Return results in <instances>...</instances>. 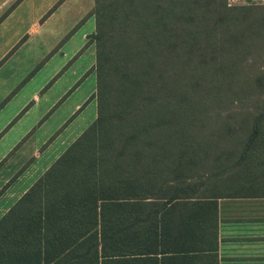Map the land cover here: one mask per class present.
<instances>
[{
    "label": "trees",
    "instance_id": "obj_1",
    "mask_svg": "<svg viewBox=\"0 0 264 264\" xmlns=\"http://www.w3.org/2000/svg\"><path fill=\"white\" fill-rule=\"evenodd\" d=\"M89 14L95 117L0 216V264H216L218 205L264 200V3Z\"/></svg>",
    "mask_w": 264,
    "mask_h": 264
},
{
    "label": "crops",
    "instance_id": "obj_2",
    "mask_svg": "<svg viewBox=\"0 0 264 264\" xmlns=\"http://www.w3.org/2000/svg\"><path fill=\"white\" fill-rule=\"evenodd\" d=\"M0 6L3 10V16L0 18V24L3 25L0 29L1 62L19 42L22 41L18 45L20 49L25 46L24 37L30 35L37 28L41 19L50 15V12L48 13L50 0H0ZM83 34L82 39L84 41ZM81 48L76 53L73 51L74 54L71 58L75 57ZM9 60H15L14 50L2 63L0 71L9 68ZM41 78L40 83L29 79L28 82L33 83L30 88L32 91L21 95L18 105L6 111L7 119L4 122L6 126L0 135L7 128H11L12 132L14 128L12 126L15 124L19 128L9 136L7 142L2 146L0 154V158H6L0 178V188L2 189L0 190L2 193L0 194V216L95 117L94 113L93 119L80 131L75 130V127L70 129L65 140L71 142L65 144L60 151L50 158V121L43 120L45 113L50 111V103L39 104L45 98L40 94L39 88L46 78L43 75ZM11 87L4 88L3 93H9ZM94 90L95 78L94 89L89 97L86 99L84 96L81 105H79L81 102L75 104L74 101L69 106L73 108L75 104V110L70 111L71 115L65 123L77 114L76 110L79 109V112L83 105L92 99L90 97ZM92 100L94 101V99ZM23 104H25L24 107L18 111ZM67 142H62V144ZM8 154L11 155L8 156ZM217 211L216 264H264V200L229 201V204L218 205ZM169 255H160L158 259L164 260L165 264H170L166 261L170 257Z\"/></svg>",
    "mask_w": 264,
    "mask_h": 264
},
{
    "label": "rangeland",
    "instance_id": "obj_3",
    "mask_svg": "<svg viewBox=\"0 0 264 264\" xmlns=\"http://www.w3.org/2000/svg\"><path fill=\"white\" fill-rule=\"evenodd\" d=\"M227 2L247 4L264 3V0H227ZM92 7L93 0H50L48 10L50 15L41 19L37 28L24 37L25 46L20 49L18 45L22 41L19 42L0 62L1 67L14 50L15 60H9V68L0 71V132L6 126L4 123L7 119L6 111L18 105L21 95L32 91L30 88L33 83L28 80L40 83L41 76H45L46 80L39 88L40 94L45 98L39 104L50 103V111L43 117V120L50 121V158L65 144L71 142L65 140L69 130L74 127L75 130H82L93 119L95 113L94 101L89 99L80 111L78 112V107L77 114L65 123L71 115L70 111L75 110V104L81 102L84 96L87 99L94 89L95 76L92 65L95 61V42L90 34L95 31V24L93 15L89 14ZM1 16L3 10L0 6V18ZM2 26L0 24V29ZM80 48V52L71 58ZM7 86H12L11 91L3 93ZM74 101L73 108H70ZM12 127H14L12 132L11 128H7L0 135V154L9 136L19 128L17 124ZM62 142L67 143L62 144ZM5 161L6 158H0V178Z\"/></svg>",
    "mask_w": 264,
    "mask_h": 264
}]
</instances>
